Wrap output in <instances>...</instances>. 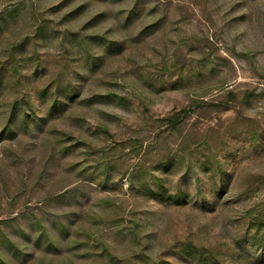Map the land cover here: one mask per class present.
<instances>
[{"label": "rangeland", "instance_id": "obj_1", "mask_svg": "<svg viewBox=\"0 0 264 264\" xmlns=\"http://www.w3.org/2000/svg\"><path fill=\"white\" fill-rule=\"evenodd\" d=\"M256 227L264 0H0V264H200L186 241L264 264Z\"/></svg>", "mask_w": 264, "mask_h": 264}, {"label": "trees", "instance_id": "obj_2", "mask_svg": "<svg viewBox=\"0 0 264 264\" xmlns=\"http://www.w3.org/2000/svg\"><path fill=\"white\" fill-rule=\"evenodd\" d=\"M200 104H206L205 102H203L202 100H199ZM186 110L183 109L181 111L176 112L175 114L171 115V116H167L164 118H161L160 121H165L168 124V127L171 129H174L177 127L178 123H180L181 121H183L184 119H186ZM205 133V132H204ZM188 135V133L186 134ZM206 145L205 144H201L199 146L202 147ZM210 151L209 148H205V154L202 157V160H199L196 163V166L198 167V171L197 174L195 175V183L197 185L198 191L201 192L202 187L204 185H207V189L211 190L215 193V195L219 192H221L222 190V186H224L225 184V172H226V168H225V164L224 162L219 159V157L216 155V152L213 153H208ZM190 156H187L186 154H184L182 157H180L181 159H187L189 160ZM172 164H168V163H159L158 167L160 169V171L165 172ZM214 173H217L218 176L215 177ZM154 182L155 183V187L156 189L153 191V194L156 196V200L158 202L161 203H165L169 200H171L172 198L177 199L178 201H181L180 199H184V192L181 193H177L176 195H170L167 194L165 191L161 190V188L159 187L161 183V178L159 176H155L154 177ZM215 182V183H213ZM167 194V195H165ZM163 195L166 199L163 200ZM212 200V199H211ZM201 206L204 205H209V203H211V213L213 214L214 212V207L216 206L217 201L216 200H212V201H208L206 200L204 194L201 192ZM206 203V204H204ZM208 203V204H207ZM204 204V205H203ZM215 205V206H213ZM256 226H258V221ZM257 231L254 232L252 235H248L245 236L244 239L242 240V243L248 245L249 247H253L252 249L257 250H261L262 253L264 252V229L261 230V233L258 231L259 228L256 227ZM178 249L180 251V254L184 255L186 257V259L188 260H194L196 262H199L200 264H225L224 258L221 256L222 251H221V247L219 245L216 246H204V245H195L192 241H186L185 243H183L182 245L178 246ZM228 257L231 258L232 260V253H233V249L230 247L229 250H227Z\"/></svg>", "mask_w": 264, "mask_h": 264}]
</instances>
